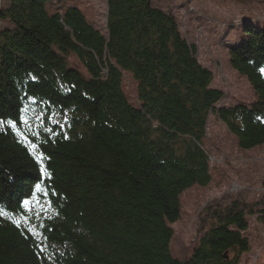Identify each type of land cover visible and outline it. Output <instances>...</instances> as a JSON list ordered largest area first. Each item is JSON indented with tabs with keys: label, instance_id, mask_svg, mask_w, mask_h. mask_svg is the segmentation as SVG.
I'll use <instances>...</instances> for the list:
<instances>
[{
	"label": "trees",
	"instance_id": "1",
	"mask_svg": "<svg viewBox=\"0 0 264 264\" xmlns=\"http://www.w3.org/2000/svg\"><path fill=\"white\" fill-rule=\"evenodd\" d=\"M5 3L0 264H239L250 249L246 206L210 211L183 261L171 254V225L182 193L211 181L203 145L210 114L239 148L264 147V25H245L229 49L255 101L219 107L212 73L153 0H106V34L75 7L50 15L48 0ZM125 73L137 84L138 108L123 92ZM38 201L47 213L32 233L25 209Z\"/></svg>",
	"mask_w": 264,
	"mask_h": 264
},
{
	"label": "rangeland",
	"instance_id": "2",
	"mask_svg": "<svg viewBox=\"0 0 264 264\" xmlns=\"http://www.w3.org/2000/svg\"><path fill=\"white\" fill-rule=\"evenodd\" d=\"M1 9L6 7L0 0ZM154 6L174 16L183 39L196 48L198 62L212 73L211 87L222 91L221 107L250 105L255 101L252 87L230 65L229 49L239 43L245 25H264V0H153ZM77 8L95 29L106 34V0H48L50 15ZM1 21V20H0ZM0 29L10 24L2 21ZM2 25V26H1ZM71 67L86 76L79 61L68 56ZM123 92L130 104L139 107L137 84L123 75ZM204 150L209 157L211 181L206 187L193 186L180 196V219L171 225L170 251L174 258L186 260L210 224L209 213L237 202L246 206L250 243L248 253L239 264H264V147L243 150L237 139L218 118L209 115ZM28 228L35 232L37 223L46 216L47 205L39 201L25 209Z\"/></svg>",
	"mask_w": 264,
	"mask_h": 264
},
{
	"label": "snow or ice",
	"instance_id": "3",
	"mask_svg": "<svg viewBox=\"0 0 264 264\" xmlns=\"http://www.w3.org/2000/svg\"><path fill=\"white\" fill-rule=\"evenodd\" d=\"M261 72H262V73H264V69H261ZM8 123H9V124H11V123H12V121H9ZM32 147H33V148H35V145H32ZM40 172H41V173H43V172H44V169H43V168H41V169H40ZM36 187H37V188H39V187H40V185H39V184H37V185H36ZM24 203H25V204H28L29 202H28V201H25Z\"/></svg>",
	"mask_w": 264,
	"mask_h": 264
},
{
	"label": "built area",
	"instance_id": "4",
	"mask_svg": "<svg viewBox=\"0 0 264 264\" xmlns=\"http://www.w3.org/2000/svg\"><path fill=\"white\" fill-rule=\"evenodd\" d=\"M2 7H1V2H0V9H1ZM2 22L0 21V24H1Z\"/></svg>",
	"mask_w": 264,
	"mask_h": 264
},
{
	"label": "water",
	"instance_id": "5",
	"mask_svg": "<svg viewBox=\"0 0 264 264\" xmlns=\"http://www.w3.org/2000/svg\"><path fill=\"white\" fill-rule=\"evenodd\" d=\"M1 24L3 25V23H1ZM2 25H1V26H2Z\"/></svg>",
	"mask_w": 264,
	"mask_h": 264
}]
</instances>
